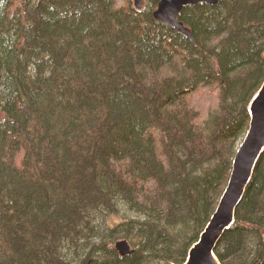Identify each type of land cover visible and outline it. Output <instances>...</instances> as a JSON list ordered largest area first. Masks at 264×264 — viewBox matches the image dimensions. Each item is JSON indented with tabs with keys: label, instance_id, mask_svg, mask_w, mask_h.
I'll return each mask as SVG.
<instances>
[{
	"label": "trees",
	"instance_id": "obj_1",
	"mask_svg": "<svg viewBox=\"0 0 264 264\" xmlns=\"http://www.w3.org/2000/svg\"><path fill=\"white\" fill-rule=\"evenodd\" d=\"M0 0V264H182L264 80V0ZM214 253L264 264V151ZM134 251L120 256L115 241Z\"/></svg>",
	"mask_w": 264,
	"mask_h": 264
},
{
	"label": "water",
	"instance_id": "obj_2",
	"mask_svg": "<svg viewBox=\"0 0 264 264\" xmlns=\"http://www.w3.org/2000/svg\"><path fill=\"white\" fill-rule=\"evenodd\" d=\"M219 0H159L152 11V17L171 25L177 32L191 38V31L179 20L178 15L185 5L206 3L215 5ZM134 8L140 10L142 0H133ZM264 50V49H263ZM264 54V53H263ZM247 111L248 129L238 147L232 162L231 172L216 208L205 227L187 252L183 264H220L214 248L222 234L234 223L235 210L250 183L255 165L264 150V80L251 98ZM114 249L120 256L134 251L129 242L119 239Z\"/></svg>",
	"mask_w": 264,
	"mask_h": 264
},
{
	"label": "rangeland",
	"instance_id": "obj_3",
	"mask_svg": "<svg viewBox=\"0 0 264 264\" xmlns=\"http://www.w3.org/2000/svg\"><path fill=\"white\" fill-rule=\"evenodd\" d=\"M143 1H145V0H143ZM244 135H243V137H244ZM243 137L241 136V137L238 138L237 143H236V146H235L236 147V151H237L238 147L240 146V144H241V142L243 140Z\"/></svg>",
	"mask_w": 264,
	"mask_h": 264
}]
</instances>
